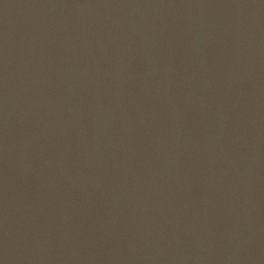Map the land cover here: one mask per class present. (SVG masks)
Instances as JSON below:
<instances>
[{"label": "water", "instance_id": "water-1", "mask_svg": "<svg viewBox=\"0 0 264 264\" xmlns=\"http://www.w3.org/2000/svg\"><path fill=\"white\" fill-rule=\"evenodd\" d=\"M0 264H264V0H0Z\"/></svg>", "mask_w": 264, "mask_h": 264}]
</instances>
